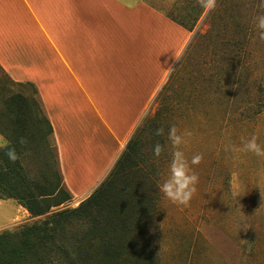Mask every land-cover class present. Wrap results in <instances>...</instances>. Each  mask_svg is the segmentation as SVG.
<instances>
[{
	"label": "rangeland",
	"instance_id": "374dc122",
	"mask_svg": "<svg viewBox=\"0 0 264 264\" xmlns=\"http://www.w3.org/2000/svg\"><path fill=\"white\" fill-rule=\"evenodd\" d=\"M145 1L185 29L183 33L177 29L179 49L190 34L160 88L164 91L157 98L158 91L148 106L147 120L139 126V167L149 174L143 178L140 192L146 198H156V217L144 227L141 237L132 235L131 242L148 244L154 259L151 263L157 264H264V158L251 153L235 158L230 150L233 145L242 146V137L253 134L264 145V41L258 39L255 28V18L264 14L261 0H217L216 10L207 14L196 0ZM179 21L189 26L195 21L194 30L189 32ZM68 88L76 89L73 82ZM2 89L26 99L21 101L29 111L25 130L36 134L30 135L26 144L20 143L28 176L42 184L56 179V172L62 177L57 145L49 135L36 87L15 82L0 66ZM1 96L0 136L11 142L13 114ZM77 119L89 121V140L110 142L103 130L97 132V123L102 125L99 120L86 114H78ZM172 125L193 133L183 147L189 162L194 155H203L202 162L192 166L199 183L187 207L172 204L159 191L169 174L167 132ZM161 127L164 135L157 136ZM81 142L75 169L80 170L82 185L87 186L106 158L94 146L85 145L89 142L86 137ZM157 143L165 146L160 157L153 153ZM88 197L73 198L68 207L76 208ZM34 220L17 201L0 199V230Z\"/></svg>",
	"mask_w": 264,
	"mask_h": 264
},
{
	"label": "crops",
	"instance_id": "0c3cea01",
	"mask_svg": "<svg viewBox=\"0 0 264 264\" xmlns=\"http://www.w3.org/2000/svg\"><path fill=\"white\" fill-rule=\"evenodd\" d=\"M151 6L145 0H0V66L15 82L36 87L75 199L90 196L108 177L189 39L190 33L179 49L177 29H185ZM78 114L99 120L106 131L97 123V132L110 142L89 140V121ZM85 137L106 158L87 186L75 169Z\"/></svg>",
	"mask_w": 264,
	"mask_h": 264
},
{
	"label": "trees",
	"instance_id": "16d2710c",
	"mask_svg": "<svg viewBox=\"0 0 264 264\" xmlns=\"http://www.w3.org/2000/svg\"><path fill=\"white\" fill-rule=\"evenodd\" d=\"M179 24L189 32L196 25L195 21L191 26ZM170 81L171 77L166 85ZM0 94L13 114L10 147L20 157L13 163L5 154L7 149H0V199L17 201L35 219L0 230V264H157L151 263L154 259L148 244L131 242L132 235L141 237L144 227L156 217V198L140 192L143 178L149 176L139 167L138 147L140 127L147 116L105 181L78 207L70 208L73 196L58 172L56 179H47L45 184L28 176L20 138L29 139L34 133L25 130L29 112L21 105L25 97L8 95L6 89ZM44 121L53 135L50 122Z\"/></svg>",
	"mask_w": 264,
	"mask_h": 264
},
{
	"label": "clouds",
	"instance_id": "9594fccd",
	"mask_svg": "<svg viewBox=\"0 0 264 264\" xmlns=\"http://www.w3.org/2000/svg\"><path fill=\"white\" fill-rule=\"evenodd\" d=\"M196 3L204 10V13L213 12L217 8V0H196ZM260 8L264 9V0H261ZM255 28L257 29L258 39L264 41V14L255 18ZM157 136L164 135V128H158L155 133ZM193 137V133L187 129L182 132L176 125L169 127L167 140L171 145V161L168 168V176L159 185V191L172 204L187 207L197 192L199 176L192 166L199 165L203 160L202 154H196L191 161L187 159L183 147L187 146ZM258 136L253 134L250 138H241L242 146H231L230 150L239 158L240 153H251L257 157L264 158V145L257 142ZM20 143L26 144L24 137L20 138ZM0 149H7L6 155L10 161L16 162L20 157L16 149L10 147V141L0 136ZM165 151V146L157 143L153 153L160 157Z\"/></svg>",
	"mask_w": 264,
	"mask_h": 264
}]
</instances>
